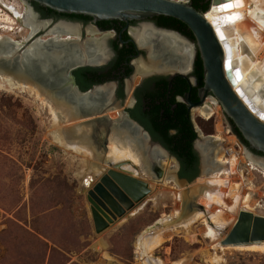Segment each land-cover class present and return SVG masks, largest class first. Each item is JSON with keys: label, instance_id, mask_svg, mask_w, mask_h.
<instances>
[{"label": "rangeland", "instance_id": "obj_1", "mask_svg": "<svg viewBox=\"0 0 264 264\" xmlns=\"http://www.w3.org/2000/svg\"><path fill=\"white\" fill-rule=\"evenodd\" d=\"M5 1L16 5L23 14L29 8L24 0H3L0 7L4 8ZM18 23L27 30L9 36L24 45L31 30L21 20ZM48 36L46 33L41 39ZM9 88L4 85L1 90L0 87V264H143L137 249L140 236L155 230L161 221L172 218L174 226L182 222L190 211H196L188 206L193 197L195 203L204 208L203 186L198 180L205 177V173L200 170L195 182L200 188L198 193L191 194L190 198L185 195L188 189L185 187L181 202L176 182H164L171 168L177 171L179 166L174 159L166 158L163 160L166 165L161 166L164 174L160 181L155 180L154 173L145 176L140 171L134 176L124 171L149 183L152 193L137 212L117 220L98 234L87 201L88 192L82 186L88 174V159L55 141L50 109L40 99L30 92ZM213 99L209 98L207 104ZM218 106V114L210 121L195 111L193 123L201 137L219 136L225 140L226 149L232 148L241 155L236 170L244 177L236 175L233 182L244 185L245 197L256 204L254 215L264 217V177L249 166V159L245 158L248 149L241 144L224 110ZM91 120V117H81L79 122ZM90 124L84 126L91 131V138L95 128ZM113 134V131L109 133V143L104 148L90 143L91 151L101 162H96L97 165L103 164ZM110 169L112 167L107 171ZM181 205V215L176 217ZM228 205H232L231 199ZM153 257L163 264H264V254L217 247L208 237L203 220L188 230L169 233L164 243L154 250Z\"/></svg>", "mask_w": 264, "mask_h": 264}, {"label": "bare ground", "instance_id": "obj_2", "mask_svg": "<svg viewBox=\"0 0 264 264\" xmlns=\"http://www.w3.org/2000/svg\"><path fill=\"white\" fill-rule=\"evenodd\" d=\"M0 2H3V0H0ZM263 3L264 0H240V4L229 7V10L227 8V11L215 5L207 13V19L214 29H219L224 36L225 41L222 44L226 56L231 57L232 68L241 75L238 87L246 95L253 109L257 111L255 114L264 116V55H261L262 52L264 53ZM3 4L4 8L0 7V54L3 56L9 58L19 55L21 60H29L30 64L35 62L41 65L42 68L51 70L54 66H60L63 61L67 60L83 64H101L109 58L106 38L96 40L94 43L93 41H88L85 45L81 44V42H79L80 46L72 45L69 41H73V39L80 41L81 27H78L77 32L74 33V29H70L69 25L58 23L59 25L56 24L49 30L50 22L40 21L30 7L23 14L16 5H11L7 1ZM18 20H21L31 30L28 41L39 32H48L49 35L46 39L39 38L32 43L23 56L18 51L21 50L22 43L15 41L11 35L9 36V34L16 32L17 34H23L27 30L19 26ZM143 31H145V35H142ZM88 32L89 34L93 33L91 28ZM134 35L138 40H142L141 42L146 44L151 40H158L163 49L161 50L160 48L157 56L163 55L166 51L170 58L173 55H179L181 60L177 64L180 65L177 66L179 67L177 69L184 73L190 71L195 56V48L189 42L188 44L184 41L185 39L182 40L183 38L181 39L170 33L152 31V29L145 28V26L135 30ZM167 64L168 61H165V68H170L171 65ZM1 70V90L4 85H7L12 90L20 89L23 92L27 91L35 95L50 109L55 141L68 150L86 156L88 159L86 161L88 163V174L84 176V180L88 179L90 185L87 187L88 184L83 183L82 186L87 192L93 189L105 171H109H107L111 167L109 163L114 166L122 165L123 172L125 171L134 176L139 175L140 171L145 176L151 174L148 170V166L153 160L152 156H150L151 153L153 156L160 153L161 156L158 154V157L160 158L161 166L166 165V162L163 161L168 158L166 154L158 147L151 148L150 145L149 147L139 132L124 124L114 127V134L109 139L108 154L106 153V158H103V164H96L99 160L90 149L91 131L87 130L84 125L87 126L91 123L90 125L94 128L98 117L105 114L109 115V113L111 115V111H107L111 109V106L107 110L104 109L109 99V89H100L96 93L85 97L77 95L73 92V89L67 90V92H63L60 101V98L58 99L55 95L43 91L42 87L24 78L25 67L23 64H21L19 71V74L22 73L20 75L21 79H15L4 70H2L4 72ZM196 112L203 119L210 121L218 114L219 106L216 100L213 99L211 103L206 104L204 108ZM84 114L93 116H90L93 119L91 120L92 122H79L81 117H87ZM114 114L117 115L119 113L116 112ZM224 142L225 140L219 136H211L208 139L201 140L198 144L197 148L203 160V173L206 175L198 180V184L203 186L201 199L204 202V208L197 209L193 213L189 212L182 222L177 223L175 226L172 218L161 221L162 228L159 227L153 231H147L140 236L137 242V249L142 257L143 264H163L162 261L153 257L154 250L164 243V239L169 236V233L177 229L188 230L191 225L199 220H203L205 223L208 237L222 250L232 249L240 252L264 254V241L224 248L220 244L223 241V238L219 237L220 232L224 229L232 228L242 212L246 211L254 214L257 208L255 202L250 203L249 198L245 197L244 185L233 182V177L236 175H239L242 179L244 177L242 173H239L240 171L236 170L239 163L238 158H241V155L232 148L226 149ZM232 143L235 142L233 141ZM146 155L147 158L145 157ZM245 158L249 159L251 169L259 172L264 177V162L256 159L255 156L253 157L250 152H247ZM255 165L259 166L260 169ZM170 172V174L166 175L168 177L164 182H176V186L179 188V201L182 202L183 200L182 196L185 187L188 188L185 191L186 194L184 193L185 195L198 193L200 188L196 183L195 185L187 186L178 181L177 177L175 178V168H171ZM230 199L232 200V205H228ZM108 204L111 210H115L114 215L116 218L122 215L121 209L127 208V205L118 208L111 201H108ZM182 208L183 206L181 205L175 213L176 217H180Z\"/></svg>", "mask_w": 264, "mask_h": 264}, {"label": "water", "instance_id": "obj_3", "mask_svg": "<svg viewBox=\"0 0 264 264\" xmlns=\"http://www.w3.org/2000/svg\"><path fill=\"white\" fill-rule=\"evenodd\" d=\"M27 5L38 16L40 21L50 22L49 28L55 23L54 20H41L40 14L36 12L30 2L37 3L41 7L51 9L59 14L67 15H82L90 17L95 21H122L130 23L131 21H142L153 17H169L176 19L186 25L192 32L195 43L183 37H180L192 44L195 48V53L199 54L204 67V94L201 102L196 105L201 108L204 105L207 95H212L213 98L224 110L226 116L231 120L239 132L242 134L245 141L257 153L264 154V116L255 114L257 111L253 109L248 102L246 95L243 94L238 84L241 75L231 66V57L226 56L223 42L225 41L222 32L219 29H214L209 20L207 13L212 6L217 5L220 9L227 11L233 5L240 4V0H207L210 6L207 12L198 11L192 3L175 1V0H24ZM60 22L70 23L66 20ZM49 31V30H48ZM48 32H39L34 37L30 38L24 44L20 54L25 55L27 48L37 39L41 38ZM81 40V37H80ZM80 41H69L72 45H79ZM21 56L5 57L0 54V70H4L7 74L15 79H21L19 74L21 64L25 67L23 72L24 78L30 80L35 85L42 87V90L55 95L58 99L63 96V92L73 89L78 94V88L75 87L72 80V73L91 63L83 64L80 62L63 61L60 66H54L51 69H44L38 63H29L28 60H21ZM107 63V62H105ZM1 70V71H2ZM2 71V72H4ZM80 96V95H79ZM105 107L104 109H107ZM137 126V125H136ZM136 132H139L136 130ZM142 133L152 146L158 147L169 159H174L179 168L176 171L177 180L190 186L195 184L196 180L190 182L186 179H181L179 175L180 164L172 157L169 152L158 143H154L149 134L142 129ZM200 140H203V136ZM199 140V141H200ZM198 143V142H197ZM196 152L200 158V170H203L202 155L197 148ZM251 153V151L248 149ZM160 155V153H158ZM158 154L152 155L153 160L148 166L151 173H155L156 167H161ZM253 156L255 154L251 153ZM145 155V154H144ZM161 156V155H160ZM147 158V155L145 156ZM109 165L112 167L104 174L99 183L93 190L86 193L87 201L90 204V211L94 223L95 230L98 234L108 230L117 220H122L128 215L137 212L145 203L152 193L149 183L137 179L131 175L125 174L122 171V165ZM121 171V172H120ZM164 172L156 174L155 180L160 181ZM92 181V179H91ZM87 187L90 185L88 179L84 180ZM190 197V194H188ZM191 198V197H190ZM196 199V198H195ZM194 197L190 199L188 206L192 210L202 209V206L195 203ZM108 201H111L116 207L127 205L126 209L122 210V215L116 218L115 210L109 208ZM187 205V204H186ZM191 212V211H190ZM162 228L161 222L157 223L156 228ZM152 230H148L153 231ZM223 238L221 246H240L264 241V217L257 216L249 212H242L236 224L231 229H224L220 232Z\"/></svg>", "mask_w": 264, "mask_h": 264}, {"label": "flooded vegetation", "instance_id": "obj_4", "mask_svg": "<svg viewBox=\"0 0 264 264\" xmlns=\"http://www.w3.org/2000/svg\"><path fill=\"white\" fill-rule=\"evenodd\" d=\"M30 3L36 10L33 2ZM36 12L38 11L36 10ZM38 13L41 20L55 21L49 30L60 20L72 22L74 25L64 22L59 24L69 25L70 29H74V33L77 32L78 27H81V44L85 45L88 41L94 43L96 40L106 38L109 54V58L105 61L107 63L81 67L75 70L71 77L73 84L80 92L78 94L75 91V93L81 97L94 94L100 89H109V99L105 107L111 106V109L106 110L114 111L113 114L119 113L114 114V116L105 114L103 117L97 118L94 134L90 138L92 144L104 148L108 143L109 133L117 125L124 124L131 126L135 131H139L146 140V144L150 145L151 148L156 147L152 146L146 139L142 129L149 134L154 143H158L166 149L159 138H164L163 135L166 133L168 136L176 135L177 127L181 124V117L184 114L190 119L193 131L197 134V139L193 142V149L196 152V143H200L201 136L200 131L193 123L192 116L195 111L205 107L209 98H213L211 94L207 95L204 105L201 108L196 106L202 100L205 85L204 77L200 78L197 64L199 54L195 53L190 71L184 73L177 69L179 68L177 66H180L177 64L181 60L179 55H173L170 58L167 51H164L163 55L157 56L160 48L163 49L161 43L158 40H151L147 44L142 43V40L140 41L135 37L134 32L145 26L152 31L170 33L182 39L178 35L179 33L192 44L195 43V40L185 36L177 29L165 27L158 17L131 21L128 24L122 21H95L92 18L90 20H74L57 16L44 17L40 12ZM90 28L93 31L92 34L88 32ZM144 32L142 35H145ZM165 61L171 65L170 68H165ZM84 115L89 118L91 116L89 114ZM151 131L154 132V135ZM208 138L210 137H203V139ZM240 142L246 149L255 154L256 159L264 162V154L257 153L249 144L247 145L241 140ZM167 151L174 157L169 150ZM174 158L180 164V174L181 162L176 157ZM200 166L199 158V173ZM161 171V167L155 168L156 174H160Z\"/></svg>", "mask_w": 264, "mask_h": 264}, {"label": "trees", "instance_id": "obj_5", "mask_svg": "<svg viewBox=\"0 0 264 264\" xmlns=\"http://www.w3.org/2000/svg\"><path fill=\"white\" fill-rule=\"evenodd\" d=\"M194 8H196L198 11L207 12L210 6V2L207 0H189ZM33 5L35 6L36 10L40 12L44 17H50V16H57L59 18H69L74 20L79 19H88L90 20V17L82 16V15H67V14H59L51 9L41 7L37 3L33 2ZM161 24L164 25L167 28H173L181 31L185 36L189 37L192 40L194 39V36L192 32L188 29L186 25L181 23L180 21L169 18V17H158ZM198 68L200 72V78L202 79L204 77V67L202 59L199 55L198 58ZM77 74V73H76ZM234 133L237 135V137L245 144V139L243 138L242 134L239 132L235 124L230 120ZM152 135H154V132L151 131ZM164 138H159V140L162 142V144L166 147L167 150H169L174 157H176L181 162V171H180V178L186 179L190 182L194 181L199 177V158L197 153L193 149V142L197 139V134L193 131V126L191 124V121L188 117L184 116V114L181 117V124L177 127V133L174 136H168L167 133L163 135Z\"/></svg>", "mask_w": 264, "mask_h": 264}]
</instances>
